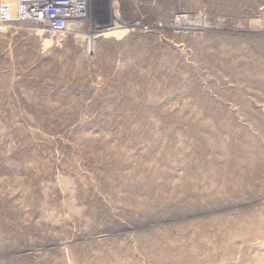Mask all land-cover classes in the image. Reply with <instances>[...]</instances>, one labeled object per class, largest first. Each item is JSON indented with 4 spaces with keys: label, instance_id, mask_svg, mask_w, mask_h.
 I'll return each instance as SVG.
<instances>
[{
    "label": "rangeland",
    "instance_id": "1",
    "mask_svg": "<svg viewBox=\"0 0 264 264\" xmlns=\"http://www.w3.org/2000/svg\"><path fill=\"white\" fill-rule=\"evenodd\" d=\"M0 264H264V0L0 19Z\"/></svg>",
    "mask_w": 264,
    "mask_h": 264
},
{
    "label": "built area",
    "instance_id": "2",
    "mask_svg": "<svg viewBox=\"0 0 264 264\" xmlns=\"http://www.w3.org/2000/svg\"><path fill=\"white\" fill-rule=\"evenodd\" d=\"M89 2L90 0H0V19L19 24L34 23L52 34H65L82 25Z\"/></svg>",
    "mask_w": 264,
    "mask_h": 264
}]
</instances>
